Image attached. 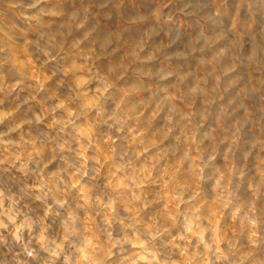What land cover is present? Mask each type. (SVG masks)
<instances>
[{
	"label": "clouds",
	"instance_id": "obj_1",
	"mask_svg": "<svg viewBox=\"0 0 264 264\" xmlns=\"http://www.w3.org/2000/svg\"><path fill=\"white\" fill-rule=\"evenodd\" d=\"M0 264H264V0H0Z\"/></svg>",
	"mask_w": 264,
	"mask_h": 264
}]
</instances>
